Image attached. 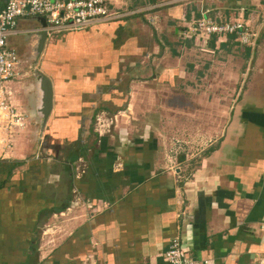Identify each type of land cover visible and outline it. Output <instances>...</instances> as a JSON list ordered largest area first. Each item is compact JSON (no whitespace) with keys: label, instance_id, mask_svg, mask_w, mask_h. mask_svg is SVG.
Segmentation results:
<instances>
[{"label":"crops","instance_id":"1","mask_svg":"<svg viewBox=\"0 0 264 264\" xmlns=\"http://www.w3.org/2000/svg\"><path fill=\"white\" fill-rule=\"evenodd\" d=\"M131 2L133 12L149 6ZM172 4L160 25L147 21L148 35H137L134 16L98 26L95 46L46 37L36 70L51 84L42 129L30 68L28 87L19 86L29 74L11 84L26 121L0 157V264H165L175 235L192 260L264 264V105L231 99L224 113L202 89L186 99V50L216 49L218 39L186 36L196 18ZM34 20L15 29L40 28ZM35 33L24 41L35 44ZM139 70L165 86H140ZM172 85L177 101L148 112L154 91Z\"/></svg>","mask_w":264,"mask_h":264},{"label":"rangeland","instance_id":"2","mask_svg":"<svg viewBox=\"0 0 264 264\" xmlns=\"http://www.w3.org/2000/svg\"><path fill=\"white\" fill-rule=\"evenodd\" d=\"M131 1L105 0L106 5L110 8V10L115 11L117 13L130 12L127 6L129 2H131L134 6H140L141 4L143 5L146 2H148V0H131ZM172 3L174 5H182L185 10V13H187L188 15V19L190 20L195 18V14H194L195 12L197 13L199 11H203L204 13H206V15H211L212 17L218 18L219 20H224L225 22H230V23L239 22L242 25H244L248 29V31L253 35L252 44L249 46H242L236 43L235 38L230 39L231 41H228L227 43H223L226 39L225 37H220V38L216 37V39H218L217 43L215 44L217 47L216 49L209 47L208 49H204L205 51L199 50L200 52L197 49L186 50L187 53L185 57L186 60L185 62L190 67L186 66L180 69L186 80L185 81L186 86H183V88L186 89L185 91V93H187L186 95H188L186 96V99L188 100L190 99L194 101L195 99L193 98H197L198 95L197 90L202 89V98L211 97L213 99L212 100L213 102L219 104L217 107L218 110L219 111L223 110L224 113L226 112L227 104L231 99L234 102L243 100L251 105L256 104L263 106L264 105V0H154V4L151 5L149 3L148 8L142 11L135 10V12L139 11L137 12L138 14L127 16V19L132 18L134 16L137 17V19L134 18L135 19L134 24L139 25L142 28L141 30L139 29L138 26L134 27L137 35L138 36H140V34L148 35L150 34V32L148 31V29L143 28L144 25L148 24L151 26L150 23H147V21H149L151 18H155L154 21L156 20L155 21L156 24L158 23L160 25L162 22L161 11L164 10L165 6H169ZM142 15L145 17L144 19L140 18V16ZM25 21L26 23H28L27 21H30L29 25L32 24V26L34 27L36 26V22L34 19H27ZM19 22L20 20L16 21L15 28H17ZM112 22L115 23V21H111V22L99 23L101 25H96V26L93 24L84 27L78 31H75L74 33L65 32V33L56 34L53 37L59 36L61 38L65 36L66 40H68V43L70 45L71 43H75L76 41L80 40L82 46L89 44L87 41H90V46H95L98 43V41H100V38L98 36L99 34L95 35L93 32L97 30L98 26L106 27L107 24H113ZM189 24L190 23L187 24V27L189 26ZM185 35L188 36L187 34ZM26 36L27 34H23V35L19 34L16 37L11 38L9 41V44L12 47H15L17 51V55L19 59L22 61L23 70L20 79L23 77L25 79V76L27 77L29 73H31L33 75V78H35L36 73L34 74L33 70H38L39 61L38 58L36 59L34 53V44L31 45V43L29 44L28 42L24 41L23 37ZM161 38H162L161 43H164L165 38H163L162 36ZM201 38L207 40L209 37L206 38L201 36ZM170 45L172 46V44ZM165 50L168 52L167 48ZM171 50L174 51V48L173 49L170 48V51ZM68 51H70L71 53L73 52L71 56L72 55L74 56L75 54L79 53V51L77 50L75 51L68 50ZM73 61L75 63L77 62L76 60ZM29 68L31 69L30 72L25 73ZM136 76L139 82L146 81L143 82V85L140 86H149L148 88L153 86H165V83L163 82V80L165 79H161L160 75H155L156 80H153L154 85H152L150 73H146L144 70L143 71L139 70ZM28 78H26L25 80L24 79L21 80V81L24 80V82H22V86H19L20 89L23 86L24 87L29 86V84L31 83L30 74ZM20 79L18 80L19 82H21ZM187 82H189L188 83L189 86L187 85ZM199 82H202L203 84L206 82L207 84H210V86H202V84H200ZM177 87L178 86H173V85L169 86V88H171L172 91L170 90L168 93L161 90L154 91L153 95L155 99L153 98V105L152 102L148 100L150 108H148L147 111L152 114L155 110H159L158 114H161L162 110L159 107V105L161 104L162 100H164L165 104L166 102L171 103L177 101V93H178ZM144 93H146L145 90ZM164 93L167 94V96H164L163 95ZM29 94L30 93L26 92L23 95L24 100H26L27 103H30V101H32V105H33L32 95L30 94L29 96ZM17 109L18 110L20 109V105H18ZM202 109L204 110V107ZM48 120L54 123L53 117L50 116ZM95 123L92 124V127L97 126V128L98 127L101 128V126H99L101 125V122L100 123L95 122ZM114 124L115 123L111 124V126H113ZM152 124L154 125V122ZM116 125L124 126L125 123L116 122ZM126 125H129V123H126ZM143 125L147 126L149 124H147V122L142 117L139 126L142 127ZM158 126L160 129L161 126L160 123L158 124ZM34 129H32L33 134H34ZM45 130L47 131V129Z\"/></svg>","mask_w":264,"mask_h":264},{"label":"built area","instance_id":"3","mask_svg":"<svg viewBox=\"0 0 264 264\" xmlns=\"http://www.w3.org/2000/svg\"><path fill=\"white\" fill-rule=\"evenodd\" d=\"M142 11V10H141ZM139 12V11H137ZM137 12L117 13L105 0H0V157L10 149L14 134L25 126L26 115L13 103L11 84L22 76V63L8 40L19 34L42 30L46 37L78 31L84 27L120 20ZM184 34L195 37L234 36L242 46L252 44L253 35L239 22L215 23L203 11ZM42 18L44 27L34 30L15 29L17 20ZM165 264H208L192 260L179 236H173L163 252Z\"/></svg>","mask_w":264,"mask_h":264},{"label":"water","instance_id":"4","mask_svg":"<svg viewBox=\"0 0 264 264\" xmlns=\"http://www.w3.org/2000/svg\"><path fill=\"white\" fill-rule=\"evenodd\" d=\"M37 22L39 23L40 28L44 27L45 24L42 18H37ZM34 36L36 38L34 44V53L37 59L43 50L46 36L42 30L36 32ZM33 72L36 73L35 86H39V90H41L38 115L40 117L39 127L42 129L45 119L47 118L51 109V84L50 81L41 73L36 70H33Z\"/></svg>","mask_w":264,"mask_h":264},{"label":"trees","instance_id":"5","mask_svg":"<svg viewBox=\"0 0 264 264\" xmlns=\"http://www.w3.org/2000/svg\"><path fill=\"white\" fill-rule=\"evenodd\" d=\"M148 2L150 3V4H154V0H148ZM131 11V10H130ZM200 12V11H199ZM199 12H195L194 14H195V18L197 19L199 16H200V14H199ZM208 18H210L211 20H213L215 23H221V22H224V20H219L218 18H215V17H212L211 15H206ZM187 19H188V17H187ZM195 20V19H194ZM212 40L214 39H216V37H210ZM228 38L229 39H234L235 37L234 36H228ZM234 41V40H233ZM236 43H238L237 41H235ZM239 44V43H238Z\"/></svg>","mask_w":264,"mask_h":264},{"label":"flooded vegetation","instance_id":"6","mask_svg":"<svg viewBox=\"0 0 264 264\" xmlns=\"http://www.w3.org/2000/svg\"><path fill=\"white\" fill-rule=\"evenodd\" d=\"M19 58V57H18ZM20 60V59H19ZM20 62L22 63V61L20 60Z\"/></svg>","mask_w":264,"mask_h":264}]
</instances>
